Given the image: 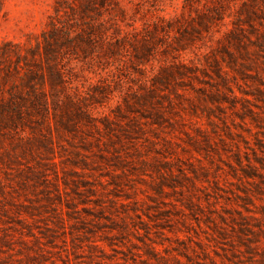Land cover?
<instances>
[{"label":"rangeland","instance_id":"374dc122","mask_svg":"<svg viewBox=\"0 0 264 264\" xmlns=\"http://www.w3.org/2000/svg\"><path fill=\"white\" fill-rule=\"evenodd\" d=\"M13 89L0 264H264V0H0Z\"/></svg>","mask_w":264,"mask_h":264},{"label":"trees","instance_id":"16d2710c","mask_svg":"<svg viewBox=\"0 0 264 264\" xmlns=\"http://www.w3.org/2000/svg\"><path fill=\"white\" fill-rule=\"evenodd\" d=\"M33 90L34 89H32V95L34 96V99H29L31 100V103L36 104L35 102H37L42 106V110H47L48 98ZM24 100H26L25 97H23L18 90L13 89L11 97L4 100L0 105V120H10L11 122L18 123L25 122L28 117L27 112L23 111L19 106ZM80 113L85 115L86 118H89V115H87L85 111H80Z\"/></svg>","mask_w":264,"mask_h":264}]
</instances>
